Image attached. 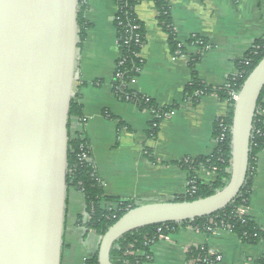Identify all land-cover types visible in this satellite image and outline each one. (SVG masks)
I'll return each mask as SVG.
<instances>
[{"label":"crops","instance_id":"1","mask_svg":"<svg viewBox=\"0 0 264 264\" xmlns=\"http://www.w3.org/2000/svg\"><path fill=\"white\" fill-rule=\"evenodd\" d=\"M168 4L181 55L171 53L153 2L143 1L135 8L144 25L145 44L139 54L141 71L130 88L160 108L172 109L153 138L146 134L151 114L120 101L112 92L119 58L113 0H86L84 4L83 17L91 28L82 42L78 40L79 81L74 85L83 119L73 120L71 131L87 140L104 195L134 206L170 202L188 194V176L178 163L212 155L214 126L226 118L231 101V97L230 101L219 99L216 92L227 89L236 74V61L256 42H264V0H168ZM191 38L202 39L209 50L189 45ZM195 58H199L194 66L196 77L211 93H195L192 101L185 97V87L191 82L189 63ZM257 114L264 122V94ZM250 175V203L238 212L264 230V151L255 157ZM215 177L198 172L204 185ZM69 192L61 264H82L97 251L100 237L76 224L77 216L83 215L84 201L76 190ZM190 248H205L220 256L216 264H256L264 258V240L251 245L229 231L203 233L191 226H179L167 237H159L138 257L140 264H192L186 259Z\"/></svg>","mask_w":264,"mask_h":264},{"label":"water","instance_id":"2","mask_svg":"<svg viewBox=\"0 0 264 264\" xmlns=\"http://www.w3.org/2000/svg\"><path fill=\"white\" fill-rule=\"evenodd\" d=\"M80 0H0V264H61L67 200L68 118ZM264 57L233 103L229 178L211 196L137 206L100 238L98 264L117 241L163 224L210 217L243 188Z\"/></svg>","mask_w":264,"mask_h":264},{"label":"trees","instance_id":"3","mask_svg":"<svg viewBox=\"0 0 264 264\" xmlns=\"http://www.w3.org/2000/svg\"><path fill=\"white\" fill-rule=\"evenodd\" d=\"M143 1L153 2L157 12V23L167 35L171 53L183 52L182 47L176 41L168 0H113L116 7L113 26L119 58L116 62V69L112 80V92L117 99L133 105L139 111L152 113L154 119L149 123L150 129H148L146 134L148 138H153L157 134L159 123L172 112V109L160 108L153 100L130 88V84L138 77L142 68L139 54L145 44V30L144 25L135 14V8ZM83 12L84 4L80 3L77 15L79 42L83 41L85 32L91 28V25L84 20ZM199 40L203 41L199 38H191L188 44L195 46ZM263 57L264 42H256L253 49L249 50L242 59L236 61V75L229 79V89H222L216 92L219 99H228L230 101L228 93L231 91L237 93L240 90L242 83ZM198 61L199 58H195L189 63L192 78L191 82L185 87V97L191 98L192 101L196 100L194 96L196 92H201L202 94L211 93V90L206 89L196 77L194 66ZM246 63L248 65H245ZM263 94L264 89L259 97L257 107L261 103ZM80 100V95L78 93L75 94L71 100L69 110L67 126V193L71 189L81 193L84 201V214L89 216V220L84 222L83 215H78L76 224L83 227L86 232H92L101 238L108 228L123 214L137 206L128 201L104 195L101 181L91 162V152L87 140L82 134L71 131L72 121L82 122L83 119ZM232 107L233 102L231 100L230 108L225 118L226 125H230L231 123ZM218 130L217 125L214 126L213 137L215 140L219 136ZM261 151H264V122L256 113L250 141L247 178L237 198L227 208L210 217L184 223H169L147 227L125 235L113 246L110 253L111 263L140 264L141 260L139 258L125 256V253L128 251L146 252L152 242L156 241L159 237H167L179 226H191L203 233H211L214 229L228 230L242 243L251 245L264 240V230L259 228L249 217L240 215L238 212L239 208H247L249 206L251 195L250 174L254 172L255 157ZM81 153L89 157V162H79ZM178 166L187 173L188 182H193V184H189L188 190L194 187L195 193L193 195L186 194L175 199L173 202L194 201L220 191L225 187L229 178L230 135H227L222 141L218 142L212 155L183 160L178 163ZM201 170L215 174L214 182L204 185L198 179V172ZM186 259L192 264H210L209 260L211 257L208 256L206 251H201L200 248H190ZM86 264H98L97 251L88 259ZM256 264H264V258Z\"/></svg>","mask_w":264,"mask_h":264},{"label":"built area","instance_id":"4","mask_svg":"<svg viewBox=\"0 0 264 264\" xmlns=\"http://www.w3.org/2000/svg\"><path fill=\"white\" fill-rule=\"evenodd\" d=\"M80 3H82V4H85L86 3V0H80ZM79 3V4H80ZM199 47H202L203 48V50L204 51H206V50H209V46H207L206 45V43H204L203 41H201V40H199V42H198V44H197ZM175 55H181V53L180 52H177V53H175ZM245 65H248V63H246ZM236 75V74H235ZM75 85V84H74ZM227 89H229V87H230V82H228L227 83ZM73 91H74V93L75 94H77L78 93V91H77V89L73 86ZM229 94H230V97H231V100H232V102L234 103V101L236 100V98H237V94H238V92L237 93H235L234 91H231V92H229ZM196 95H202V93L201 92H196ZM151 114V117H152V120L154 119V117L152 116V113H150ZM151 120V121H152ZM217 127H218V132H219V136H218V138L215 140V146H217V144H218V142H220V141H222L227 135L229 136L230 135V125H226L225 124V119H222V120H219L218 122H217ZM149 129H150V127H149ZM89 157H87V155H85L84 153H81V155L79 156V162L80 163H82V162H89ZM189 184H193V182H189ZM72 190V189H71ZM80 193V192H79ZM195 193V189H194V187H192L189 191H188V194H191V195H193ZM81 194V193H80ZM129 208V207H128ZM239 211V210H238ZM83 219H84V222H86V221H88L89 220V216L88 215H86V214H84V212H83ZM210 224H212V222H210ZM214 225V224H213ZM210 230V229H209ZM208 230V231H209ZM215 230H221V229H214V230H212V231H215ZM211 231V232H212ZM224 231H228V230H224ZM201 249V251H206V253L208 254V256H210L211 257V259L209 260V262H210V264H216V263H219V262H221V257L220 256H218V255H211V254H209L208 252H207V250H205V248H200ZM142 255V253H141V251H136V252H133V251H128V252H126L125 253V256H135V257H137V258H139L138 256L139 255ZM88 259L89 258H84L83 259V262H82V264H86V262L88 261Z\"/></svg>","mask_w":264,"mask_h":264},{"label":"rangeland","instance_id":"5","mask_svg":"<svg viewBox=\"0 0 264 264\" xmlns=\"http://www.w3.org/2000/svg\"><path fill=\"white\" fill-rule=\"evenodd\" d=\"M70 192H72V190H70ZM70 192H69V194H70ZM77 196H79V195H76V201L78 202L79 201V197H77ZM76 261H77V257H76Z\"/></svg>","mask_w":264,"mask_h":264}]
</instances>
